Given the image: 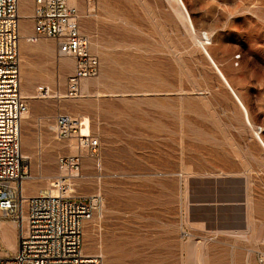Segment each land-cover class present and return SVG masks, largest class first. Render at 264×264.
I'll use <instances>...</instances> for the list:
<instances>
[{
    "label": "rangeland",
    "instance_id": "obj_1",
    "mask_svg": "<svg viewBox=\"0 0 264 264\" xmlns=\"http://www.w3.org/2000/svg\"><path fill=\"white\" fill-rule=\"evenodd\" d=\"M182 1L197 36L211 37L207 50L253 126L175 15L174 0H98L93 14L79 1L80 28L100 73L82 83L87 92L77 99L65 98L74 61L72 69V59L58 58L54 41L20 43L21 91L31 92L22 96L29 108L23 154L32 177L26 192L50 189L61 175L57 156L77 153L75 140H57L55 117H86L100 154L84 153L71 189L105 200L83 227L84 252L101 255L104 264H132L134 247L136 264H162L145 255L148 233L161 228L169 237L167 264H204L207 241L179 232L191 226L182 217L191 194L208 195L210 178L252 177L264 212V150L255 138L259 133L264 141V0ZM39 86L51 90L49 98L39 96Z\"/></svg>",
    "mask_w": 264,
    "mask_h": 264
},
{
    "label": "built area",
    "instance_id": "obj_2",
    "mask_svg": "<svg viewBox=\"0 0 264 264\" xmlns=\"http://www.w3.org/2000/svg\"><path fill=\"white\" fill-rule=\"evenodd\" d=\"M25 0H0V221L11 220L18 231V250L0 264H104L101 255L84 252L83 227L101 211L104 198L93 194L88 198L74 196L71 181L80 178L84 153L97 159L100 141L82 133L84 121L67 114L55 117L54 134L59 141L75 140L76 154H60L56 164L60 176L50 189L30 196L26 183L32 179L28 160L23 154V121L28 105L21 95L20 77V4ZM33 2V26L30 43L52 40L57 57L74 61L67 78L65 98L77 99L82 83L96 78L100 62L91 52L88 36L80 28L79 1L89 14L98 0H29ZM42 98L51 90L39 86ZM193 234L182 232L188 239ZM264 264V256L258 258Z\"/></svg>",
    "mask_w": 264,
    "mask_h": 264
},
{
    "label": "crops",
    "instance_id": "obj_3",
    "mask_svg": "<svg viewBox=\"0 0 264 264\" xmlns=\"http://www.w3.org/2000/svg\"><path fill=\"white\" fill-rule=\"evenodd\" d=\"M26 8H28L27 13ZM32 9V1L21 2L20 32L23 36H30L32 33L33 26L28 19ZM22 19H26L27 22ZM67 63L73 69V60H68ZM258 189L252 177L240 172L225 177L210 178L208 195L191 194L190 208L182 216L185 224L188 222L191 226L182 227L179 237H182L183 231H188L195 238L207 241L208 260L204 261V264H258V258L264 256V212L261 210L263 202L257 192ZM38 193L39 190L36 189L30 191L28 195L33 196ZM164 219L167 220V215H164ZM161 222H164L163 218ZM148 235L152 244L145 247V255L159 256L164 259L161 263L167 264L168 234L161 228L151 229ZM157 238L161 241L160 246L153 244V240ZM17 250L18 231L15 223L11 220L0 221V258L13 256ZM136 254L134 247L132 264H136Z\"/></svg>",
    "mask_w": 264,
    "mask_h": 264
},
{
    "label": "bare ground",
    "instance_id": "obj_4",
    "mask_svg": "<svg viewBox=\"0 0 264 264\" xmlns=\"http://www.w3.org/2000/svg\"><path fill=\"white\" fill-rule=\"evenodd\" d=\"M72 3H76V0H71ZM174 2L176 3L175 6V15L177 14L179 16V18L181 20H183V23L187 24L188 29L190 32H192L195 37L198 40V44L199 47L201 48L202 52L205 54V56L208 58L209 62L212 64V66L214 67L217 75L219 76V78L222 80V82L224 83V85L230 90V92L233 94V97L235 98L236 102L238 103V105L240 106V108L242 109L243 112V116H244V120L246 122V119L248 121V123L250 124V126H253L250 120V116H249V112L246 108V106L244 105V103L242 102V100L240 99V97L237 95V93L235 92V90L232 88L231 84L229 83L228 79L226 78V76L224 75V73L222 72V70L218 67V65L216 64V62L214 61L213 57L211 56V54L209 53V51L207 50V46L211 44V37L206 34V36H197L196 30L194 28L193 22L191 20V17L189 15V12L184 4V2L182 0H174ZM175 5V4H174ZM174 7V6H173ZM176 15V16H177ZM177 16V17H178ZM177 18V19H179ZM21 34V40L20 43L22 44V46H28L30 44L28 37L29 36H23L22 32H20ZM65 61V60H64ZM65 65L67 64L66 62H64ZM84 92L87 90V83L85 82V84L82 85L81 88ZM87 92V91H86ZM21 95L22 96H31V92L28 88L24 87L21 91ZM247 123V122H246ZM256 132V131H255ZM82 133L84 135L90 134V124H89V120L85 117L84 119V125L82 126ZM255 138L258 140V142L260 143L262 149L264 150V141L262 140V137L260 136L259 133H257L255 135ZM24 157L27 159L29 158V156L24 153ZM27 184V183H26ZM26 187V186H25ZM247 203V202H246ZM220 232V231H219ZM225 232V231H224ZM228 232V231H227ZM226 232V233H227ZM237 232V231H235ZM231 233V232H229ZM240 234V232H238ZM242 234H244V232L241 231ZM246 233V232H245ZM248 233V232H247ZM233 234V233H231ZM236 234V233H234ZM227 235H229L227 233ZM249 235V234H248ZM230 236V235H229ZM237 236V235H236ZM232 237V236H231ZM234 237V236H233ZM239 237L241 238V236L239 235ZM249 237V236H248ZM238 238V237H236ZM243 239H245V236L243 237ZM241 240V239H240ZM249 240V239H247ZM263 243V242H262Z\"/></svg>",
    "mask_w": 264,
    "mask_h": 264
}]
</instances>
